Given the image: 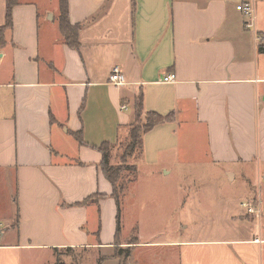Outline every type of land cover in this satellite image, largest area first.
Returning <instances> with one entry per match:
<instances>
[{
    "label": "crops",
    "instance_id": "crops-1",
    "mask_svg": "<svg viewBox=\"0 0 264 264\" xmlns=\"http://www.w3.org/2000/svg\"><path fill=\"white\" fill-rule=\"evenodd\" d=\"M68 9L82 24L78 49L62 40L58 0H17L10 27L0 0V264H57L68 249L120 264L117 246L130 248L128 264H264V0H68ZM115 67L119 86L108 82ZM139 95L145 112L173 120L143 134L136 172L158 165L168 177L203 141L219 178L258 186L257 235L159 246L117 234L99 148L125 141Z\"/></svg>",
    "mask_w": 264,
    "mask_h": 264
},
{
    "label": "rangeland",
    "instance_id": "rangeland-1",
    "mask_svg": "<svg viewBox=\"0 0 264 264\" xmlns=\"http://www.w3.org/2000/svg\"><path fill=\"white\" fill-rule=\"evenodd\" d=\"M185 130L186 125H182V145ZM194 143L196 146L186 150L188 154L182 158L181 164L170 166L172 174L168 177L161 176L158 165H138L136 173L130 169L125 170L134 166L133 162L139 157V152L136 148L132 155H127L124 140L109 149L110 162L121 168L116 178L117 187H124L126 194L134 183L131 188L130 207L126 204L130 211L122 219L120 228V234L128 241L138 233L143 240H153L159 243V246L184 240H215L257 235L258 230L255 224L251 223L252 220L258 223V215L251 217L253 214L248 213L242 206L243 203L254 201L258 191L256 183L248 187L240 181V177L234 182L219 178L215 169L217 166L208 160L205 143ZM232 169H236V166ZM262 220L260 222L264 225L263 217ZM162 248L154 249L161 251ZM143 253V257L147 259L151 257L148 255L154 254L148 250ZM163 253H166L163 255V258H167L166 261H172L173 256L168 254L169 252ZM141 254L142 252L139 256ZM157 258L162 257L158 255ZM99 259V254L88 249H68L57 254V264H100L106 257ZM114 262L116 261L111 258L102 264H115ZM128 262V259H125L122 263Z\"/></svg>",
    "mask_w": 264,
    "mask_h": 264
},
{
    "label": "trees",
    "instance_id": "trees-1",
    "mask_svg": "<svg viewBox=\"0 0 264 264\" xmlns=\"http://www.w3.org/2000/svg\"><path fill=\"white\" fill-rule=\"evenodd\" d=\"M17 0H6V15H5V25L4 27H10L12 25V17L11 11L12 7L16 4ZM58 27L60 34L62 36V40L68 46L78 49L79 48V40H78V33L82 27V24H72L69 20V9H68V0H58ZM2 40H0V47L2 46ZM257 51L259 53H264V44H258ZM135 118L133 123L129 126L128 136L125 139L126 143V151L127 155H132L134 149L137 148L139 155L142 151V136L144 133L150 131L158 124L172 121L173 115H160L156 112L152 111H144L143 110V103H142V96L139 95L135 100ZM53 118L51 117V121ZM75 138L79 141V143H83L81 138V134L79 132L74 133ZM99 150L102 153V160L100 163L101 170L105 178L111 183L112 185V193L111 197L114 199L117 207V214H116V232L117 234L120 232V216H121V203L123 197L125 195L126 189L124 187L118 188L116 183V178H118V174L121 172L120 167H116L115 164L110 163L109 160V145L103 144ZM126 155V156H127ZM124 162V160H123ZM132 170V172L136 173V166L134 165L132 168H125V170ZM134 180V179H133ZM100 197V194H94L93 196L85 199L81 203H86L88 199H97ZM17 217L15 224H17ZM137 236L130 240L129 243H137ZM131 250L129 247L122 248L117 246L115 248L114 256L120 259V264L128 258L130 255Z\"/></svg>",
    "mask_w": 264,
    "mask_h": 264
},
{
    "label": "built area",
    "instance_id": "built-area-1",
    "mask_svg": "<svg viewBox=\"0 0 264 264\" xmlns=\"http://www.w3.org/2000/svg\"><path fill=\"white\" fill-rule=\"evenodd\" d=\"M237 9L244 12L248 16H252L253 7L249 4L237 5ZM246 26H250V24L247 23ZM257 40L261 42L263 40V37L257 36ZM173 79H174V75L172 73H169L163 76L162 81L171 82ZM108 82L110 84H113L114 86H119L124 83V76L118 68L115 67L111 70L109 77H108ZM122 108L125 109L124 106ZM242 206L245 207L246 211L250 214L259 213L258 207L255 205L254 202L243 203Z\"/></svg>",
    "mask_w": 264,
    "mask_h": 264
},
{
    "label": "water",
    "instance_id": "water-1",
    "mask_svg": "<svg viewBox=\"0 0 264 264\" xmlns=\"http://www.w3.org/2000/svg\"><path fill=\"white\" fill-rule=\"evenodd\" d=\"M4 231H5V228L4 229H0V236H1V234H3Z\"/></svg>",
    "mask_w": 264,
    "mask_h": 264
}]
</instances>
